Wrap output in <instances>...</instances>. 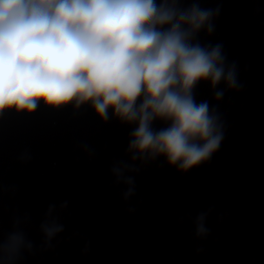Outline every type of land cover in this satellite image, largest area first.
Here are the masks:
<instances>
[{"label": "clouds", "instance_id": "obj_1", "mask_svg": "<svg viewBox=\"0 0 264 264\" xmlns=\"http://www.w3.org/2000/svg\"><path fill=\"white\" fill-rule=\"evenodd\" d=\"M219 14V6L202 8L199 0L187 6L183 0H0V115L31 114L41 102L52 109L87 105L102 122L111 113L135 125L128 159L110 168L127 202L136 195L133 174L147 165L163 158L187 173L221 146L220 114L194 94L207 83L219 102L226 90L243 87L223 45L198 39L202 31L212 35ZM157 121L165 126L154 129ZM68 203L48 205L39 225L44 250L64 232L60 214ZM213 209L192 217L195 238L211 234L206 222ZM34 249L19 220L0 233V264H18Z\"/></svg>", "mask_w": 264, "mask_h": 264}]
</instances>
